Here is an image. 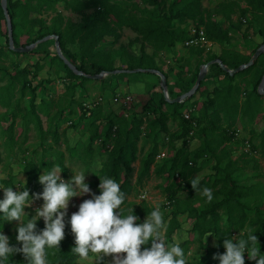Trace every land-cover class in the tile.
I'll return each instance as SVG.
<instances>
[{
	"label": "trees",
	"instance_id": "16d2710c",
	"mask_svg": "<svg viewBox=\"0 0 264 264\" xmlns=\"http://www.w3.org/2000/svg\"><path fill=\"white\" fill-rule=\"evenodd\" d=\"M246 3V7H241L236 0H225L217 3L212 8H207L202 5L201 0H147L152 8H141L137 5H132L130 8L122 6L116 2H109V0H7L8 14L10 16L13 28L14 44L16 46H24L30 44L37 39H40L48 34H58L62 52L74 65L77 66L86 74H97L101 71H107L110 74L115 69H122L124 67L119 62L125 61L127 69L133 68H153L161 70L159 66L160 60L155 56L157 51H169L173 48H179L183 46L184 42L190 38V33L187 31L188 25L195 28H203L208 40L213 43V53L208 52V58L205 61H201L203 64L215 59L220 58L228 67L235 68L242 63H246L251 56H243L241 54H233L229 52L225 46L230 43L229 29L225 28L221 21L216 17L220 16L223 19L231 20L232 16L237 12L240 13V21L247 23L244 17L249 8L257 9L264 12V0H243ZM61 4L65 9H70L75 13L81 15L79 21L74 20L71 17L63 18L58 12L48 22V18L44 16L47 7L53 8L54 4ZM79 3V4H78ZM0 23L5 25V30H0V34H4L8 45V31L6 19L1 7L0 0ZM230 27H234V23H229ZM127 27L136 32L143 39V48L141 52L135 54L130 45H121L116 54L104 51L98 48V45L103 42H110L112 44L118 43L121 36L122 28ZM258 33L262 36L263 40L254 49L255 50L262 44H264V25L258 30ZM21 38V40H20ZM23 38V40H22ZM68 43L77 44L79 47L80 58L77 59V54L72 52L68 47ZM222 46L220 53L215 52L217 46ZM9 47V45H8ZM192 52L201 54L205 52V49L200 46H189ZM211 49V50H212ZM14 52V51H13ZM5 51L0 47V55H3ZM18 54L19 52H14ZM34 53V50L30 52ZM29 54L26 52V55ZM262 55V54H261ZM260 57V56H259ZM258 57V58H259ZM54 58L60 59L56 52ZM257 58V59H258ZM256 59V60H257ZM61 60V59H60ZM256 60L253 65L242 70V73L248 72L250 69L256 66ZM62 61V60H61ZM117 63L119 65H117ZM62 67L56 70L58 77H61L66 82V87L75 93L79 85L88 81H100L103 84L106 83V78L101 80H94L85 76H80L72 72L64 62H61ZM218 65V64H216ZM219 66V65H218ZM220 67V66H219ZM38 65L34 66L33 70L27 69L26 66L16 67L14 73L11 74V82L16 79H23L22 88L25 91L30 84L31 80L28 79L29 74H35L38 70ZM224 71V70H223ZM166 80L169 79V73L162 71ZM241 72V71H240ZM52 74V73H51ZM128 73L114 74V76H126ZM227 79V89L224 90L228 95L234 90L235 75H230L224 71ZM238 74V73H237ZM240 74V73H239ZM264 74V70L258 77L256 87L253 91L255 99H261L263 96L258 93L257 86L261 81ZM197 74L192 78H189L185 82V89L181 92H175L173 87L169 89L170 98H175L185 92H187L195 82ZM54 79V74L50 75L47 79V83H50ZM78 81V82H77ZM170 85L167 83V86ZM203 81H201L197 93H201L203 90ZM105 86H103V89ZM37 89L38 86H34L31 89L29 102L27 106H21L20 101H15L12 105L10 103L13 95L12 83L5 86L0 93L2 102L4 105L13 107V118L20 116L22 119H27L29 115L34 116L35 123L39 126L41 133H43L42 122L35 109L38 105L45 106L46 102L41 97L37 102ZM47 90L46 85L43 87ZM217 91V89H215ZM24 93V92H23ZM126 93V92H122ZM128 93V92H127ZM116 93L111 97L112 102ZM194 97L184 100L180 103L169 102L165 99L163 92H160L159 98L155 105L161 110L160 115L155 117L151 116V112L146 108V105L152 100L151 98L142 106L140 111L134 110V107L139 103L137 102L128 109V116L125 115L126 110L121 106L123 110L121 116V122H118L115 118H108L105 123L99 116V108L103 101L98 105L88 110L85 109L84 103L89 100H82L79 105V112L76 114L73 109L74 99H71V105L68 108V118L66 125L75 128L74 123L83 117L90 118L88 123V142L83 146V159H91L95 152L96 146H100L104 151L102 167L99 168V176H110L118 180L121 184V188L128 195L131 194L137 187L143 184L144 178L148 177L152 166H156L159 160L157 155L162 151L159 148L160 140L169 138L172 143L174 140L179 141L175 156L172 158V170L181 166L177 172V177L188 181L193 176L197 175L200 167H194L192 160H189L190 154L193 153L195 158H201L204 153L210 150L215 162L211 166L210 170L202 177L199 189H202L206 184L211 182V186L215 189L214 195H220L219 200L212 199L207 201L206 205L201 207H192L188 209L189 215H196L198 221H194L190 228V234L199 232L200 236H203L205 232L211 229L215 234H219V227L217 224L218 211L217 209L226 206L228 218L231 222L228 229L229 235H237L239 230L243 231L248 223L247 215V201L245 196L247 194V186L239 183V179L235 175L234 168L240 159H245L250 156L249 153L240 151L238 158L232 159L234 152L233 146L242 144V138L235 136L236 128L238 124L234 121H228L226 125H220L213 122L210 128L213 131H218L217 139H209L207 132L210 128L201 126V121L206 114H202L199 117H195L193 113L190 114V118L186 119L181 109L186 105L187 101ZM205 106L208 108H215V99L208 96ZM167 106L171 110L173 120H178V129L171 131L167 125L168 117L165 112L162 111L163 106ZM146 108V109H145ZM67 108L62 107L60 115H63ZM236 108H234L235 110ZM47 115L50 120H54L55 116ZM233 119V115H230ZM13 119V120H14ZM193 122H196L194 126ZM193 131V133H190ZM69 130L54 129L50 132L54 144H58L61 137L66 140ZM13 122L9 126V139L13 140ZM144 134L147 139L151 140V146L147 154L143 157L141 167L136 168L134 162L137 160V143L140 136ZM198 134L205 136V142L202 147H192V141L196 139ZM248 134L242 128V135ZM250 136L251 148L256 149L253 145L252 136ZM67 142V141H66ZM212 143H215V147H212ZM231 156V157H229ZM227 157L228 161L225 165L221 166L220 159ZM42 163H45L43 161ZM46 164V163H45ZM61 164V163H60ZM62 166V164H61ZM158 167V166H157ZM156 167V169H157ZM164 169V168H162ZM65 170V168L63 169ZM160 170V169H157ZM42 173L41 167L33 161H28L23 166V174L25 175L26 187L28 188L30 195L33 192H40L42 185L38 182V176ZM136 175V176H135ZM13 174L9 173L5 177V183H12ZM100 180H96L90 183L91 186L98 188ZM175 182L170 184L168 190H171L175 186ZM13 189L15 185L12 186ZM188 195V194H187ZM168 206L173 207L172 211L165 215L166 224L175 220L180 210L179 198L174 193H170L167 197ZM129 202H126L127 207ZM166 204L165 202L163 203ZM134 207L136 215L143 218L145 214L150 213L151 208L146 203L137 204ZM253 219L251 224H256L257 231L254 233L257 236V241L260 246V251L264 250V216L260 207L255 208ZM12 222H5L3 228L12 227L8 229L7 234L10 237L11 243H18L15 240L16 231L15 225ZM200 221V223H199ZM44 224L41 220L37 221V230L43 228ZM225 237L219 236L217 244L209 246L203 244L205 254L201 257L202 264H219L218 260H214L213 253L224 252L222 241ZM187 241L185 242V244ZM74 245V237L71 232L70 225L66 221L65 237L60 242V250H50L49 261L50 264H73L77 258L71 253V248ZM23 255L16 253L10 257L13 261L12 264H23ZM245 264H250V259H245Z\"/></svg>",
	"mask_w": 264,
	"mask_h": 264
},
{
	"label": "rangeland",
	"instance_id": "374dc122",
	"mask_svg": "<svg viewBox=\"0 0 264 264\" xmlns=\"http://www.w3.org/2000/svg\"><path fill=\"white\" fill-rule=\"evenodd\" d=\"M201 1L203 6L212 8L217 3L225 0ZM236 1L243 8L247 6L243 0ZM79 2L81 3L83 0H79ZM109 2H116L117 4L127 6L128 8L132 5H137L141 8H152L147 0H109ZM58 12L63 18L71 17L76 21L81 19V15L79 13H75L70 9H65L59 3L54 4L53 8L47 7L44 16L48 18V22H51L52 18ZM244 17L246 18L247 23H242L240 21L239 12L233 15L230 21L223 19L220 16L216 18L221 21L225 28L229 29L230 43L226 45L225 48L233 54L252 56L253 49L263 40L257 30L264 25V12L258 11L254 8H249ZM230 22L234 23V27L229 26ZM191 28L192 26L188 25V33H191ZM0 30L4 31L5 25L3 26L0 23ZM143 44H146V42L143 43V39L140 35L132 31L130 28L124 27L121 30V36L118 43L112 44L110 42H103L98 45V48L111 52L112 54H116L121 45H130V49L135 54H138L141 52ZM0 47H2L5 51L3 55H0V93L5 86L12 83L13 95L10 96V103L13 105L15 101L19 100L21 106H27L32 87L38 86L37 102H39L41 97L46 102L45 106L38 105L35 109V113L38 114L42 122V128L44 131L41 133L39 126L35 123L34 116L29 115L27 119H22L18 116L14 119L12 116L14 108L4 105L2 98L0 97V177H6L7 174L12 173L14 176L13 180L16 181L17 173L23 170V166L28 161L39 162L41 160L38 165L41 167V170H43V167L46 166L51 167L54 163L59 165L62 164V166H64L65 162H69L72 165H81L87 168H94L98 162L102 163L104 151L99 145L96 146V152L91 159H83V146H85L88 142L89 131L87 128L91 117L78 119L74 123L75 128L72 127V125H66L68 108L71 105L72 97L74 99L72 106L77 114L82 100H92L98 96H102L103 103L99 108L98 114L105 123L108 118H115L118 122H121L122 120L121 114L123 110L121 109V105L115 104L111 100L113 94L117 92H120L121 94H123L122 92H128L137 96L139 103L134 107V110L137 111H140L147 100L151 98L152 100L146 105V108L151 112V114L153 113L151 116L157 117L160 115L161 110L157 108L155 103L157 102L162 89L160 86V77L155 73L137 72L128 73L126 76H114V74L119 73H108L104 77L106 78L105 84L100 81H88L79 85L75 93H73L66 87L65 80L58 77L56 73V70L62 67V61L54 58V53L56 51L55 41L53 39H49L38 44L34 49V53L30 54V51L27 52L29 53L27 55L26 53L15 54L8 47L5 35L0 34ZM67 47L78 55L77 59L79 60L80 52L78 45L68 43ZM213 49L210 51L211 53L214 52ZM221 50L222 46L220 45L215 48L216 53H220ZM208 55L209 53L206 52H202L201 54L192 52L189 46L185 44L179 48H173L169 51L155 52V56H157L160 60L159 66L161 70L169 73V79H167V83L170 84L167 87L168 91L170 87H173L175 92L182 93L185 89L186 80L192 78L196 74L198 76L203 65L201 61L207 60ZM256 62V66L248 72L242 73V71H239L237 72L238 74H234L235 80L233 83L235 88L232 93L228 95H226L224 91L227 89V79L224 71L216 64L210 65L207 68L206 75L202 80V92H195L193 94L194 97L187 101L186 105L181 109L182 113L191 112L195 117L206 114L201 121V126L210 128V125L216 121L218 124L224 126L228 123V121H234L238 124V127L243 128L252 136L253 145L256 148L255 155H250L244 160L240 159L232 166L234 168L235 175L239 179V183L247 186L245 200L248 205V223L243 231H246L247 226L251 224V220L254 215V211L252 210L260 207L264 216V95H262L263 98L261 99H255L253 95L258 77L264 70V54L260 55ZM36 64L39 69L35 74H29L28 79L31 80V84L27 89H25V91L22 88L23 79H16L11 82V74L14 73L17 66L20 68L26 66L27 69L33 70ZM119 64L124 67L122 69H127L125 61L119 62ZM119 64L117 63V65ZM53 74L54 79L50 83H47V79ZM45 85L47 90L43 89ZM103 86H105L104 89ZM215 89H217V91H215ZM209 95L215 99L214 109H206L205 102L207 98H209ZM169 96L171 97L170 94ZM62 107L67 109L63 115H60ZM234 108L236 109L234 110ZM161 109L168 117L167 125L170 127V130H177L178 120H173L171 110L165 105ZM47 111L50 113L49 116H55L54 120H50L47 115ZM230 115H233V119ZM12 122L13 140H10L9 126ZM65 128L69 130L66 140L64 137H61L59 143L54 144L50 132L54 129L61 131ZM207 134V137L212 140L217 139L218 137V131H213L211 128ZM204 138L205 136L198 134L196 139L192 141L191 148L193 149L198 146L202 147L205 142ZM179 145V141L174 140L171 143L169 138L160 140L159 148L165 152V157L163 156L164 159L158 158L161 160L158 161L155 167H151L150 174L148 177L144 178L143 184L128 195L127 202H135L144 191L149 197V200L147 199L148 201H143V203L146 204L149 202L152 204L153 201L161 200L165 202L167 201V197L170 193L177 195L179 198L180 210L178 215L175 217V220L167 224V237L168 242H171L174 236L177 234H183L186 231L188 240L185 247L187 248L195 244L197 241H200V238L202 237L199 232L190 234V228L192 227L193 222L198 220L196 215H189L187 210L194 206L201 207L206 205L207 200L205 197L200 195V191L202 189H198L195 192L188 181H184L183 179H179L177 177L176 174L181 167L180 165L172 170L171 160L175 156ZM211 145L212 147H215L216 144L212 143ZM150 146L151 140L147 139V137L142 134L137 143L138 158L134 162L137 169L141 167L142 159L147 154ZM233 149V155L232 157H229L232 159L238 158L241 150L240 146L234 145ZM189 160H192L194 167H200L197 175H201L202 177L205 176V173L210 170L211 166L215 162L210 150L204 153L201 158H195L192 153L190 154ZM43 161H45L46 164L42 163ZM227 161V157H222L220 159L221 166L225 165ZM156 167L160 170H157ZM95 171L99 175V168H95ZM71 174V170L67 167H65V170L61 173L65 179H68ZM22 178L25 179L23 172ZM85 178L92 189V192L99 194V188L90 185L92 181L99 177L95 173L87 171ZM173 182L176 183L174 188L168 190L167 188L170 187V184ZM204 187L212 189L213 199H220V195H214L215 189L211 186V182H209L208 185L206 184ZM2 195L3 192L2 189H0V197H2ZM90 196L91 193H88L82 196L70 198L68 215L65 217V221L68 220L72 212L78 210L79 204L84 199L90 198ZM42 202V198L34 200L31 207H26L25 210L29 212V215H32L34 214L35 207H38L42 204ZM133 207L136 206L134 205ZM172 209L173 207H169L167 204L164 205L162 203L161 205V210L164 212V216L169 214ZM217 211V224L219 231L222 232L226 230L224 225L227 224L229 226V222L232 220L230 221L228 218L226 206L218 208ZM145 216L146 214L140 220L142 221ZM39 220L43 222L42 218ZM14 224H16V221L13 222V225ZM253 225L257 227L256 224ZM11 228L12 227L3 228V231L7 234L8 229ZM208 231L212 230L209 229ZM227 236L228 234L221 233V237L227 238ZM218 239L219 237L210 235L206 238V244L214 246L217 244ZM203 244L204 243L201 241L200 247H202ZM146 246L147 245H142V247ZM199 251L201 261V257L205 254V250L201 248ZM261 252H264V250ZM244 255L245 259H248L247 253ZM110 260L111 256L106 257L102 264H108ZM73 264H78V261L76 260ZM81 264H84V262H81ZM193 264H199L198 259L195 257L193 259ZM200 264L202 263L200 262ZM250 264H255V260L250 259Z\"/></svg>",
	"mask_w": 264,
	"mask_h": 264
},
{
	"label": "clouds",
	"instance_id": "9594fccd",
	"mask_svg": "<svg viewBox=\"0 0 264 264\" xmlns=\"http://www.w3.org/2000/svg\"><path fill=\"white\" fill-rule=\"evenodd\" d=\"M40 161L35 163L39 165ZM102 166L100 162L94 168L65 162L64 166L54 163L51 167H43L38 176L43 189L31 195L22 178L23 170L12 183H5L6 178L0 177L3 192L0 197V264H12L10 257L16 253L23 255V264H50V250H60V242L65 237L70 198L88 193H91L90 198L84 199L67 220L74 237L71 253L78 264H102L109 256L108 264H193L194 257L200 264L199 250L203 248L200 242L206 245L208 236L227 234L229 226L225 224V231L218 235L207 231L200 241L187 248L186 231L168 242L167 224L161 210L164 201H153L150 213L141 221L133 206L143 203L146 197L141 196L125 207L128 194L118 180L107 175L101 178L97 174L95 168ZM65 167L72 173L68 179L61 175ZM87 171L99 177V194L92 192L86 181ZM201 179V175L189 179L195 192ZM200 195L207 201L213 199V191L208 187H203ZM41 198L42 204L29 215L26 207ZM41 218L44 227L37 230V221ZM13 220L16 221L15 240L18 243H11L9 235L3 231L5 222ZM256 231V226L249 224L246 231L239 230L237 235L227 236L222 241L225 251L213 253L212 258L219 264H245L244 254L247 253L248 259L255 260V264H264V252L260 251Z\"/></svg>",
	"mask_w": 264,
	"mask_h": 264
},
{
	"label": "water",
	"instance_id": "95a60500",
	"mask_svg": "<svg viewBox=\"0 0 264 264\" xmlns=\"http://www.w3.org/2000/svg\"><path fill=\"white\" fill-rule=\"evenodd\" d=\"M1 7L6 19V24H7V31H8V45L11 51L14 52H19V53H26L33 51L36 46L44 41H47L49 39H53L55 41V51L58 57L64 62L67 67L74 72L77 75L80 76H85L90 79L94 80H101L103 79L109 72L107 71H101L97 74H86L79 68H77L76 65H74L62 52L60 41H59V35L58 34H48L40 39H37L36 41L24 45V46H16L14 44V38H13V28H12V22L10 19V16L8 14V7H7V0H1ZM264 54V44L260 45L253 55L250 57V59L246 63H242L239 66L235 68H230L228 67L220 58H215L212 59L202 65V68L197 76V79L195 80L194 85L185 93L175 97V98H170L169 92H168V86H167V80L165 74L157 69L153 68H133V69H115L112 71L113 73H137V72H150V73H155L160 77V86L163 92V95L165 99L169 102H175V103H180L183 102L184 100L190 98L198 89L201 81L203 80L204 76L206 75V70L207 68L212 65V64H218L222 70L225 72L229 73L230 75H234L235 73L244 70L247 67H250L253 65L254 61L261 55ZM258 93L261 95H264V74L261 78L260 84L258 86Z\"/></svg>",
	"mask_w": 264,
	"mask_h": 264
},
{
	"label": "built area",
	"instance_id": "2783aa9c",
	"mask_svg": "<svg viewBox=\"0 0 264 264\" xmlns=\"http://www.w3.org/2000/svg\"><path fill=\"white\" fill-rule=\"evenodd\" d=\"M184 44L187 46H193V45L200 46V47H203L205 49V51H211L212 46H213L212 41L208 40V38L206 37L204 29L203 28L197 29L195 27L191 28L190 38L188 40H186L184 42ZM102 101H103V97L98 96L95 99H92V100L85 102L84 107L86 110H88V114L90 113L89 112L90 108L94 107L95 105H98ZM113 101L119 103L124 108V110H126V112H125L126 116L129 115V114H127L128 109L138 102L135 95H133L131 93L121 94L120 92L116 93V95L113 98ZM184 116L186 119L190 118V114L187 112L184 114ZM193 124H194V126H196V122H193ZM190 133H193V131H191ZM235 136L237 138L239 137V138L243 139L242 144L239 145L240 149H241L240 151H243L245 153H249V155H255L256 149L251 148L250 139H249L250 136L248 134L243 136L242 135V128H240V127L236 128ZM163 156H165V152L162 150L157 155V158H161ZM141 196L146 197V199H144V200H147V199L149 200V197L147 196V193L145 191L142 192V194L139 197H141ZM165 203L168 204V201H166Z\"/></svg>",
	"mask_w": 264,
	"mask_h": 264
},
{
	"label": "crops",
	"instance_id": "0c3cea01",
	"mask_svg": "<svg viewBox=\"0 0 264 264\" xmlns=\"http://www.w3.org/2000/svg\"><path fill=\"white\" fill-rule=\"evenodd\" d=\"M212 48H213V46H212ZM206 53H208V52H210V51H205ZM136 98H137V101L139 102V100H138V97L136 96ZM115 104H118V105H120L119 103H117V102H114ZM248 135H250V134H248ZM143 201H148V200H143ZM166 202V201H165ZM153 203V202H152ZM148 204V206H152V204H151V202H149V203H147Z\"/></svg>",
	"mask_w": 264,
	"mask_h": 264
}]
</instances>
